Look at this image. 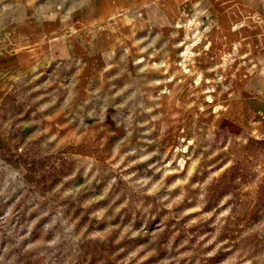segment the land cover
<instances>
[{
    "label": "rangeland",
    "instance_id": "obj_1",
    "mask_svg": "<svg viewBox=\"0 0 264 264\" xmlns=\"http://www.w3.org/2000/svg\"><path fill=\"white\" fill-rule=\"evenodd\" d=\"M261 50L264 0H0V264H264Z\"/></svg>",
    "mask_w": 264,
    "mask_h": 264
},
{
    "label": "crops",
    "instance_id": "obj_2",
    "mask_svg": "<svg viewBox=\"0 0 264 264\" xmlns=\"http://www.w3.org/2000/svg\"><path fill=\"white\" fill-rule=\"evenodd\" d=\"M259 66L253 74L244 76L242 88L249 91H260L259 97L234 98L229 101L226 119L239 125L244 123L253 128L264 121V50L254 56Z\"/></svg>",
    "mask_w": 264,
    "mask_h": 264
}]
</instances>
